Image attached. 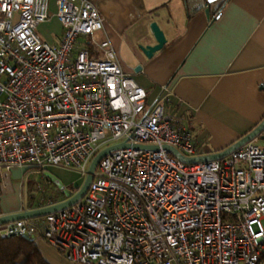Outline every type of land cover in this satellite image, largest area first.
I'll return each instance as SVG.
<instances>
[{
  "label": "built area",
  "instance_id": "built-area-1",
  "mask_svg": "<svg viewBox=\"0 0 264 264\" xmlns=\"http://www.w3.org/2000/svg\"><path fill=\"white\" fill-rule=\"evenodd\" d=\"M52 2L61 35L51 44L36 32L50 0H0V177L13 166L84 177L99 150L127 146L99 160L76 202L2 223L0 234L38 235L80 264H256L264 250L258 136L222 158L180 160L162 145L198 155L191 132L161 100L146 103L109 41L92 38L102 28L95 5ZM56 191L40 186L31 208L61 201Z\"/></svg>",
  "mask_w": 264,
  "mask_h": 264
},
{
  "label": "crops",
  "instance_id": "crops-1",
  "mask_svg": "<svg viewBox=\"0 0 264 264\" xmlns=\"http://www.w3.org/2000/svg\"><path fill=\"white\" fill-rule=\"evenodd\" d=\"M52 1L49 18L38 24L54 29L47 41L40 37L51 44L61 35ZM90 1L102 17V28L92 38L109 41L122 70L145 90L146 103L161 100L164 110L191 132L198 155L224 149L264 117V0H224L208 17L202 9L188 13L185 0ZM151 21L166 40L146 57L139 45L155 43ZM89 39L80 38L77 46ZM29 168L13 166L0 177V213L30 209L40 186L47 192L56 187L38 168V175L22 179ZM47 169L65 185L80 182L69 176L73 169ZM29 182L35 186L30 198ZM54 196L65 198L61 191ZM34 241L50 264H80L65 260L40 236Z\"/></svg>",
  "mask_w": 264,
  "mask_h": 264
},
{
  "label": "water",
  "instance_id": "water-1",
  "mask_svg": "<svg viewBox=\"0 0 264 264\" xmlns=\"http://www.w3.org/2000/svg\"><path fill=\"white\" fill-rule=\"evenodd\" d=\"M223 1L224 0H185L188 13L192 14L202 9L206 17H208L210 11L219 10ZM149 29L150 32L152 33L155 43L139 45L140 50L146 57H150L155 51L159 50L163 46L166 40L162 30L159 28V26L155 21H151L149 23ZM261 86L264 87V83H262ZM263 127H264V117L250 131L242 135L235 142L231 143L224 149L213 153H206L195 156H185L181 154L176 148L170 145L163 144L162 147L168 149L174 156H176L180 160L188 163L205 161L209 159H217L224 157L231 150L237 148L238 146L253 139L256 136L264 139V135L260 134ZM123 146H127V143L124 142L115 143L99 150L89 162L87 171L82 179V182L74 192H72L68 187H66V185L62 182V180L54 173H52L50 170L42 169V175L45 176L47 179H49L56 186V188L63 193L65 198L57 203L47 205L44 207L22 209L11 213H0V224L16 219L39 217L46 213L56 211L58 209L64 208L76 202L86 192L88 184L92 178L94 168L96 167L99 160L110 150ZM132 146L142 147L146 145L132 144ZM149 146L155 147V145H149Z\"/></svg>",
  "mask_w": 264,
  "mask_h": 264
},
{
  "label": "trees",
  "instance_id": "trees-1",
  "mask_svg": "<svg viewBox=\"0 0 264 264\" xmlns=\"http://www.w3.org/2000/svg\"><path fill=\"white\" fill-rule=\"evenodd\" d=\"M42 170V169H40ZM43 179L51 184L52 182L43 176ZM79 184H67L72 192ZM35 186L33 182L28 183L27 194L30 198ZM264 259V250L259 255L258 261ZM0 264H50L38 249L34 236L30 235H1L0 234Z\"/></svg>",
  "mask_w": 264,
  "mask_h": 264
},
{
  "label": "rangeland",
  "instance_id": "rangeland-1",
  "mask_svg": "<svg viewBox=\"0 0 264 264\" xmlns=\"http://www.w3.org/2000/svg\"><path fill=\"white\" fill-rule=\"evenodd\" d=\"M54 29H52V28H50V27H48V24H44V25H41V26H38L37 28H36V32H37V34H39V36L42 38V39H44V40H46L45 38H46V36L47 35H49V34H51V32L53 31ZM47 41V40H46ZM257 144L258 145H260V146H264V139H259L258 141H257ZM66 169H70V168H66ZM37 169H35L34 167H31V168H29L27 171H26V173H25V175H23L22 176V179L23 178H29V177H31V176H33V174L34 175H38V173H37ZM75 172V173H74ZM69 176L70 177H73V181H77V180H80V182H82V179H83V176H79V174H78V172H76L75 170L74 171H72V174H69ZM80 182H79V185H80ZM76 185V184H75ZM22 201H23V204L26 202V194L23 192V198H22ZM25 205H26V203H25ZM262 261V262H261ZM260 262L262 263V264H264V259H262V260H260Z\"/></svg>",
  "mask_w": 264,
  "mask_h": 264
}]
</instances>
